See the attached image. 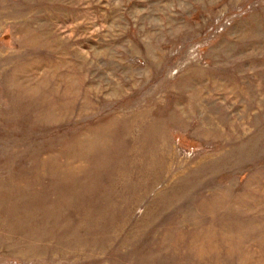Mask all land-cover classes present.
<instances>
[{
    "label": "rangeland",
    "instance_id": "1",
    "mask_svg": "<svg viewBox=\"0 0 264 264\" xmlns=\"http://www.w3.org/2000/svg\"><path fill=\"white\" fill-rule=\"evenodd\" d=\"M0 264H264V0H0Z\"/></svg>",
    "mask_w": 264,
    "mask_h": 264
}]
</instances>
